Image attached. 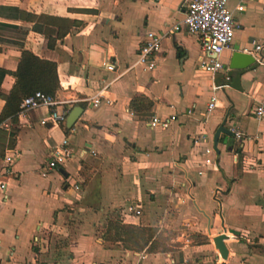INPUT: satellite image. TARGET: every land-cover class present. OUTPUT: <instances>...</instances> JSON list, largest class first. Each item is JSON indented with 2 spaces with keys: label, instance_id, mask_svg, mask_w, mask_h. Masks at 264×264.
<instances>
[{
  "label": "crops",
  "instance_id": "crops-1",
  "mask_svg": "<svg viewBox=\"0 0 264 264\" xmlns=\"http://www.w3.org/2000/svg\"><path fill=\"white\" fill-rule=\"evenodd\" d=\"M183 1L0 0L2 8L51 19L47 28L56 33L50 48L34 23L0 17L28 31L24 39L19 30L0 31L8 41L0 42L6 72L0 94L15 83L20 50L11 42H23L56 64L55 97L62 102L56 110H83L68 133L63 124H40L46 108L0 128V161L15 160L0 196V264H134L135 252L103 240L106 218L116 215L125 225L178 231L171 252L144 253L143 264H264V119L253 115L264 99V0H228L237 28L214 76L199 64L196 37L182 26L174 30L184 18ZM148 33L161 37L150 72L132 68ZM255 45L262 50L254 53ZM245 50L255 63L230 70L232 55ZM106 86L111 103L92 105ZM136 96L152 102L150 115L130 111ZM212 96L216 105L208 113ZM4 104L0 98V113ZM152 117L174 119L153 128ZM222 125L244 138L222 131L215 144ZM64 140L72 158L42 178L49 154ZM221 234L229 237L225 260L213 243Z\"/></svg>",
  "mask_w": 264,
  "mask_h": 264
},
{
  "label": "built area",
  "instance_id": "built-area-1",
  "mask_svg": "<svg viewBox=\"0 0 264 264\" xmlns=\"http://www.w3.org/2000/svg\"><path fill=\"white\" fill-rule=\"evenodd\" d=\"M185 13L182 22L174 27L175 31L182 26L186 32L192 36H195L200 48L203 52V56L199 57L198 61L201 68L214 76L222 69L218 56L226 49L230 48L234 39L235 29L237 25L234 22L232 12L228 8V0H184ZM238 12L244 10L242 5L236 8ZM161 48V37L154 33H148L145 36L144 41L138 49L137 59L132 68H140L143 71H153L156 68L155 57ZM261 46L255 45L253 48L254 53L260 52ZM245 53H250L245 50ZM256 58L255 55H253ZM109 71L113 70V66L108 65ZM216 88H214L215 90ZM107 86L101 89L98 94L90 99V102L94 106H99L102 103L109 105L110 99L106 97ZM216 97L212 96L207 105V112H211L216 105ZM75 101H77L75 99ZM62 102L55 96L44 94L42 92H35L24 98L19 106V112L16 115L17 121L20 120L30 111H35L40 108L48 109V117L40 124L42 126L51 125L52 127H58L63 124L69 110L62 109L61 112L56 110L61 106ZM253 115L256 119H264V99H262L255 106ZM174 118L171 117L165 121H161L156 117H152L149 126L156 127L161 126L166 128L170 121ZM11 126V120H6L0 124V128L7 130ZM232 135L241 140L244 138V134L234 128L229 130ZM212 150L207 149L205 153L209 155ZM72 158V152L68 146V142L64 140L59 146H57L50 154L49 158L41 168V177L46 178L52 171L57 170L59 166L64 165L68 160ZM14 158L6 155L3 160L0 161V196H4L7 183L3 177L8 174L14 165ZM206 165L212 164L210 159L205 160ZM201 174V173H199ZM129 211L139 216L141 214L138 208H129ZM2 256V246L0 244V257ZM137 260L134 264H143L144 252L136 253Z\"/></svg>",
  "mask_w": 264,
  "mask_h": 264
},
{
  "label": "trees",
  "instance_id": "trees-1",
  "mask_svg": "<svg viewBox=\"0 0 264 264\" xmlns=\"http://www.w3.org/2000/svg\"><path fill=\"white\" fill-rule=\"evenodd\" d=\"M0 17L19 19L34 23L32 30L36 31L49 41L48 46L53 47L51 39L56 38V33L47 28L51 19L37 17L32 14L19 12L17 9H7L0 7ZM39 23V24H38ZM41 23V24H40ZM44 25H46L44 27ZM19 30L18 37L22 39L27 35V30L20 29L17 26L0 23V31ZM54 36V37H53ZM0 42L8 43L1 40ZM20 50V59L18 67L14 73L15 83L7 95H1L5 102L0 113V124L6 120H11L12 124L17 123L16 115L19 112V106L22 100L35 92H42L55 96L59 89V80L57 76L56 64L47 60H42L32 52L24 48L23 42H11ZM6 75V72L0 70V84ZM152 109V102L144 96H136L130 102V111L135 115L148 116ZM66 133L69 130L65 131ZM15 132L11 135L10 146L15 142ZM171 237L158 231L155 228H143L133 225L123 224L118 216H108L105 223V232L103 240L108 243H120L128 251L135 253H168L176 245L171 243ZM204 241V240H203ZM206 241V240H205Z\"/></svg>",
  "mask_w": 264,
  "mask_h": 264
},
{
  "label": "water",
  "instance_id": "water-1",
  "mask_svg": "<svg viewBox=\"0 0 264 264\" xmlns=\"http://www.w3.org/2000/svg\"><path fill=\"white\" fill-rule=\"evenodd\" d=\"M255 63V58L247 53H241V52H235L232 55L229 69L230 70H244L250 67L252 64ZM83 110L80 106H74L67 114L65 121L63 122V126L65 129L70 130L75 122L78 120V118L81 116ZM51 126V125H49ZM226 132L228 134H231L228 130H225L223 128V125L220 126V128L217 130L215 137H214V143H217L218 136L220 132ZM62 172V169L59 170ZM228 236L225 234H221L213 239V243L215 248L218 250L221 258L224 260L227 258V248L224 244L225 240H228Z\"/></svg>",
  "mask_w": 264,
  "mask_h": 264
},
{
  "label": "rangeland",
  "instance_id": "rangeland-1",
  "mask_svg": "<svg viewBox=\"0 0 264 264\" xmlns=\"http://www.w3.org/2000/svg\"><path fill=\"white\" fill-rule=\"evenodd\" d=\"M22 215H23V210L21 208L15 212V217L17 216L20 222L22 220ZM177 233L178 231H171V233H169L168 236L172 237V236H175Z\"/></svg>",
  "mask_w": 264,
  "mask_h": 264
}]
</instances>
